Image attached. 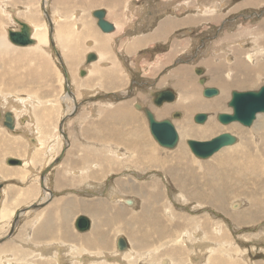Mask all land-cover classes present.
<instances>
[{
	"label": "rangeland",
	"instance_id": "1",
	"mask_svg": "<svg viewBox=\"0 0 264 264\" xmlns=\"http://www.w3.org/2000/svg\"><path fill=\"white\" fill-rule=\"evenodd\" d=\"M43 1L0 0V42L6 44V49L3 52L4 56L1 57L0 55V111L6 112L10 110L14 115L13 129L4 125L5 117L0 118V244L15 243L18 240L26 243V245L29 244L28 246H32L31 248L35 250L40 249L33 244L35 240L34 233L38 227H42L43 222H46L47 208L59 204L57 199L59 194L57 193L77 195L79 198H86L91 205H95L93 201L105 202L103 198L106 201L109 200L106 190L109 191L114 187L122 196L135 200V206H127L128 208L123 206V213L125 214L123 223L113 221V215L111 217V213L108 214L110 218H108L107 224L103 222L104 220L99 213L93 212V215L89 213L88 210H92L90 205L91 207L89 206L88 210L86 212L83 211V213L89 215L92 220L93 230L90 227L85 233H90V230L92 232L99 231L103 235L105 233L104 239L108 236L109 246L105 250L100 246V241L103 238L98 241L93 239L95 242L93 250H83L82 253H73V256H81L88 253L93 256V264H121L120 262L122 264H158L159 258L155 259V257L160 254H162V259H168L170 264H264V205L260 206L259 212H254L253 210L258 206L252 204L254 202H264V173L263 175L258 174V176L242 174L241 166L247 164V161L251 159V155L250 157L245 156L248 154V150L245 148L240 153L242 150L241 145L244 146L245 141L251 142V139H253L257 146L261 144V131H264V129L258 133L259 128L255 130L254 125L263 123L264 113L257 114L251 126H245L239 122L223 124L217 117L219 113H232V108L228 105L232 91L258 90L264 86L263 72L262 75L259 74V82L256 85L241 87L242 82H249H245L247 79L244 72L243 75L241 74L243 65H237L240 61H244L246 64L253 66L254 71H256L255 65L258 64L259 67V65L264 64V33L251 34L253 26L260 25L259 28L261 27L264 20V5H260V7L252 11L243 12L244 15L228 13L225 27L221 28L220 31L212 28L210 31L203 33H199L198 30H180L175 32L172 40L180 46V50L182 49L178 57L173 58L170 64L158 62V65H155V63L149 64L146 69L142 70L136 67L132 58L130 67L122 68L126 81L121 82L114 89L112 86L107 88L103 83V81L107 82L104 77L113 73L111 70H94L96 80L99 82L90 83L91 74H81L84 71L83 69L89 67L90 64L87 65L83 58L79 62L81 68L77 69L79 65L75 59L72 64L73 67L70 66L71 59L69 58L71 56L69 55L68 63L61 42L54 36L56 34L55 30H57L56 28L62 19L71 25L75 24L77 20L75 16L77 14L82 18H94L90 11L92 7L90 0H67V5L63 3L61 7L54 5L57 0H49L50 3L47 5V10L43 9ZM162 1L164 0H132L133 6L128 14L131 19H135L131 23V27L135 29L130 32L132 38L140 29L150 30L156 21L163 16L171 14L182 16L192 11V8L190 9L187 5L178 8V10L180 9L179 11L173 8L162 9L160 7ZM176 1L174 5L181 2V0ZM248 13H251L252 16H246ZM73 15H75V18H73ZM30 16L40 17L42 22L39 23L41 24L35 23ZM14 18L27 21L30 24L34 22L36 25L34 28L40 27V33L46 30L48 32L47 44L38 45L39 42H36L32 45L21 47L10 42L9 37L7 38V29L20 27ZM145 18L147 19L146 25L144 23ZM66 22L61 24L62 43L64 47H69V43L65 45L64 37L65 34L68 36L72 34L74 30H66ZM31 25L33 36L35 34L36 39H38V29L34 30L33 24ZM181 41L185 43H181ZM240 43L244 44V46L241 47ZM74 45H79L78 48L82 47L79 42ZM57 46L59 47L58 49L56 48ZM164 48L167 49L168 46H157L155 50L159 52L165 50ZM19 50H29L34 55L24 57L19 53L21 52ZM88 50L89 48L86 51ZM233 54L237 58L240 57V59H237ZM42 55L43 57H41ZM81 55L82 57L85 55L83 50ZM160 65L164 68L160 67ZM181 67H187L193 79L189 82L186 81L189 86L187 83L184 86L189 87L187 93L191 92L190 96L183 95L179 85L178 76L180 78V75L178 73L181 74L179 71ZM194 68H197V70L199 68L202 69V73L197 74L194 72ZM66 70L69 71L68 74ZM98 72H102V74ZM252 74L256 77V73ZM67 75H69L68 79ZM162 76L164 78L161 79ZM187 76V73H182V77ZM240 79L243 81L233 84V82H238ZM68 81L71 83L69 84ZM209 86L217 87L221 93L212 96V98L200 93L203 87L205 89ZM167 87L174 89L178 95L174 102L176 107L166 117L159 118L156 115V118L159 120L172 118V114L175 111H180L183 114L180 118H172L177 126V131L179 130V137H181L174 148H166L158 144L150 132L145 114L138 108L139 105L147 106L156 114V110L160 107L166 104L172 106L171 103L157 106L153 102V92L166 89ZM187 89L183 88V90ZM72 93L78 97V100H73ZM178 101H182V103ZM74 102L77 104L73 108ZM191 102L193 105L197 102L200 104L199 108L201 109L203 106V109L190 111L188 106H191ZM27 106L29 107L28 109ZM122 107L126 108L132 117L135 116L134 119H123L124 122H128L125 127L114 124V116L111 115L114 111L121 112L122 110L120 111L119 109ZM117 108L118 110H116ZM199 112L208 114L207 123L202 124L194 121L195 114ZM211 112L216 113L212 114ZM209 121L213 122L212 125L215 127L213 130L215 131L208 130L212 126ZM96 122L99 124L98 127H96ZM188 126L193 127V129H187L186 127ZM236 126L241 128V130L237 131ZM183 128L186 129L184 130ZM122 129H130L129 131L131 132L139 130L136 134L140 135L141 133V136H144L142 137V142L147 144L148 154L146 157L149 160H146V157L128 159L125 153H129V150L122 146L124 143L121 142L123 139L121 136H118L117 139L120 145L118 147L116 143L111 142L112 144H110L106 140V138L108 140L110 138L115 139V135H118V132ZM196 129H202L206 134L190 136V132ZM19 130L20 132H18ZM61 130H63V133ZM224 133H231L236 136V142L223 147L208 158L203 159L195 156L188 145L189 139L211 140ZM95 136L102 137V141H97L98 137ZM131 137L129 140L138 154L139 149L136 148L137 145L133 142L138 137L134 136L133 141H131ZM31 138H36L39 142H36L37 144L31 142ZM70 139L72 146L67 151ZM97 146L100 147L96 149ZM178 146L179 148H177ZM253 149L255 151L252 157L260 158L258 149L256 147ZM62 150L67 151L68 159L76 158L77 160H82L81 158L85 156L87 158L90 155L96 156V153L100 154L101 159L95 160L94 163L97 166H92L90 170L87 168L89 166L86 165L83 166V169L79 168L81 170L71 165L66 167L70 172L75 171V174L72 175L75 187L64 188L59 192L58 189H54L53 176L55 168L64 156L60 161L55 159L51 164L49 162L53 157L59 156ZM151 150L154 152L153 156H157L158 160L154 161L152 157L148 156L152 155ZM177 150L183 152L184 159L177 160L174 158L173 153ZM131 155L133 154L131 153ZM108 157L110 161L106 162ZM118 157H123L127 163L120 166L115 160ZM225 158L229 160L227 161ZM10 159L21 160L22 162L27 161L28 164L24 162L25 164L13 165L9 163ZM113 159L115 163H113ZM218 163L223 164L225 167H230L231 170L240 176V178L234 179L232 182L241 191L236 193H218L213 187L208 185L210 180L215 179L213 169L219 166ZM126 165L130 167L128 173L126 172ZM61 167H63L62 164ZM84 169L87 172H83ZM96 173H99L101 177L96 178ZM181 173L189 175L192 173L193 177H185ZM241 180H244V182H240ZM87 182H91L93 187L89 186L90 183ZM125 183L129 192H126L123 188ZM259 187L263 190L253 195L252 192ZM87 189H90V192ZM51 192L54 195L50 199ZM140 192L144 196L142 199L138 198ZM217 194L219 196H216ZM211 195L213 197H209ZM43 197H46L47 201L50 199V201H43ZM208 198H211L210 200L212 201ZM214 199L217 200L215 201ZM110 203L113 202L110 201ZM34 204L39 205L32 207ZM142 204L146 206V213L144 211L141 212L143 209L141 208ZM235 204L239 206H235ZM28 205L29 207H27ZM223 205H226V208H222ZM4 208L5 213L7 212L9 216L11 215L7 220L1 217V212ZM114 209L115 207L112 211ZM19 210H21L20 212L26 210V213L18 216ZM136 214L142 217H137ZM96 215H98L97 218ZM144 215L148 222L153 223V225L151 224L152 228L142 226L145 222ZM130 218L132 219L131 221H129ZM133 218H137V221H134ZM139 218H141L142 224L139 223ZM63 220L58 213L54 214L52 224L59 227ZM74 224V218H72V225ZM155 229H160L162 238L158 239L157 234L150 232V230L155 232ZM131 234L137 237L138 240L144 241V239H147L150 247L141 251V248H138L140 246L139 242L132 239ZM118 238H124L128 243L126 250H130L126 252V258L124 256L123 261L115 262L112 256H109V259L105 256L112 255L116 249ZM58 239L59 237H57V241ZM17 245L18 250L16 249L14 252V260L18 256V251L23 250L21 245ZM31 248L24 250L23 254L20 252L17 260H24L22 258H25L31 264H56L54 260L49 262L40 260L38 258L40 254L32 251ZM7 251L10 252L9 250ZM131 252L134 254H131ZM4 260H6L5 257ZM7 262L5 261L4 263ZM75 264L79 263L76 262ZM163 264L168 263L164 262Z\"/></svg>",
	"mask_w": 264,
	"mask_h": 264
},
{
	"label": "crops",
	"instance_id": "2",
	"mask_svg": "<svg viewBox=\"0 0 264 264\" xmlns=\"http://www.w3.org/2000/svg\"><path fill=\"white\" fill-rule=\"evenodd\" d=\"M138 1H142V0H138ZM175 1L176 0H164V2L162 1V3L160 4L161 5L160 7L162 9L173 8L175 10L176 9L178 10V8H181L183 6V4H185V5L189 6L190 9L191 8H193V9L195 8V9L194 10L192 9L193 12L191 11L190 13L182 15V16H176L173 14L163 16L156 21V23L153 25V27L150 30L146 31L144 29H140L137 34L133 35V38H132L130 32L134 28L131 27V23L134 22L135 19L134 18L131 19L130 15H128L129 12H131V8L133 6L132 0H90V4L92 6L91 10H90L91 14H92V11L95 9L106 10V13H107L106 19L109 22L113 23L115 25L116 29L111 33H104L97 26L95 18H82L78 14L76 16L73 15V18H75V17L77 18L75 24L70 25L68 22H66V20H63V19L60 20L61 24L66 22L65 25L67 26V29L74 30L73 33L70 34L69 36L67 34H65V37H64L65 45H67L70 42H71V45L72 44L73 45L78 44V42L82 44V47L78 48V46H77L76 50H70L68 48V46L62 47L63 51L65 53V56H67V53H68V55L71 56L70 57V59H71L70 63L68 60V56L66 57L68 60V63L70 64V66H72L74 59H75L79 65V62L81 61V59L84 58L85 63L87 65L90 64L89 67H86L87 70H85V73H84V74H89V73L91 74L90 81H89L90 83H98L99 82L98 80H96L94 70H98V69H101L103 71H104V69L111 70L113 73L112 74L110 73V75L105 76L104 78L106 79L107 82L103 81V83L107 88H109V86H112L115 89V87L120 85L121 82L126 81V77H124L125 74H124V72H122V68L125 69L126 66L130 67V63H132V58L134 59V63L136 65V67H138V69L142 70V69H146L149 64L155 63V65H158V62L170 64L173 61V58L178 57V55L181 53L182 49L180 50V46H178V44H175L174 41L172 40V37L174 36L173 34L175 32H178L180 30H190V31L198 30L199 33H203L205 31H210L212 28H215L217 31H220L221 28L225 27V22L227 20L226 16L228 13L229 14L231 13V14L244 15L243 12L252 11L253 9L260 7V5H264V0H199V1L198 0H181L180 4L177 3L176 5H174ZM58 2L59 3H56V4H60L62 2V0H59ZM64 2L67 5V3H68L67 0H64ZM212 2L213 3L217 2V3L216 4L214 3L215 4L214 5V4H212ZM197 5L199 6L198 9L196 7ZM218 6L221 9H219ZM214 7L216 8V10ZM212 8H214V9H212ZM210 10L212 11V13ZM203 11H205V13ZM247 15L249 17L252 16L251 13L246 14V16ZM146 18L144 19L145 25L147 23ZM263 21H262L260 28H259L260 25L253 26V28H251V33H254V34H256L257 32L258 33H260V32L264 33V26H262L264 24ZM88 33H90V34H88ZM73 35H75V36L72 37ZM103 40H104V43H105V40L107 42V43H105L106 44L105 47L103 45V42L102 43L100 42ZM181 43H185V42L181 41ZM161 45H167L168 48L167 49L164 48L166 51L162 49L164 52L163 51L157 52L155 50V48L157 46H161ZM240 45H241V47L244 46V44H241V43H240ZM88 48H89V50L86 51ZM82 50L85 53V55H83V57L81 55ZM251 50L254 51L253 48H251ZM92 52L94 54H97L96 55L97 60L93 61V63H87L86 62L87 55L89 53H92ZM182 53H183V51H182ZM160 67H163V66L160 65ZM79 68H81L80 65H79V67H77V69H79ZM179 69H180L179 71L181 72V74L178 73L180 75V78L178 76V80H179V85L181 87L182 93L185 96H190L192 93L191 92L187 93L189 90V87H184V86H186V83H187L186 81L189 82V81L193 80L192 77L190 76L189 69L187 67H181ZM193 70H194V72H196L197 68H194ZM89 71H91V72H89ZM98 73L102 74V72H98ZM182 73H187L188 76L182 77ZM215 75H217V74H215ZM162 78H164V76H162L161 79ZM159 81H160V79H159ZM182 81H183V83H182ZM184 83H185V85H184ZM158 84L162 85L161 83H158ZM187 85H188V83H187ZM169 87H171V86H169ZM209 87H214V86H209ZM183 88L184 89L188 88V89L183 90ZM215 88H217V87H215ZM166 89H172V88L167 87ZM203 89H204V87L201 89L200 93H203ZM161 90H165V89H161ZM172 90H174V89H172ZM174 92H175V90H174ZM193 93H195V91H193ZM176 95H177V93H176ZM111 115L114 116L113 123L118 125V126L122 125L123 127L128 125V122L127 121L124 122L123 119L127 120V118H131L129 115H126L124 112H114V113H111ZM134 118H135V116L132 119H134ZM98 126H99V124L97 123L96 127H98ZM63 127H64V125H63ZM129 130L130 129H126V130L122 129L121 131L118 132L119 133L118 135H115V139L110 138L108 140V138H106V140L110 144H112L111 142L116 143V145L118 147L120 145H119L117 139H118V136H121V138H123L121 142L124 143V145H122V146L125 149L127 148L129 150V153L126 152L125 154L128 156V159H132L133 157L137 156V151H135V147L132 145V143L130 142L129 139L131 136H133V137H131V141H133L134 136L137 137V134L134 131L131 132ZM95 137H98V139H96L97 141H102V137H100V136H95ZM95 137H93V138L95 139ZM31 140H32V138H31ZM69 144L67 147V151H69L70 150L69 148H71V146H72L71 139H70ZM99 147L100 146H97L96 149H98ZM67 151H65L64 157L61 160L62 162H60L54 170L53 186H54V189H58L59 192H61V190L64 188L75 187L73 184L74 178L72 177V175L75 174V171L70 172V171H68L69 169L66 167L71 165V166H75L76 168L83 169V166L86 165V166H89L87 168L90 170V168H92V166H97V164L94 163L95 160L101 159V156L98 153H96L97 154L96 156L95 155H90V156L88 155L89 156L88 158H87V156H85L84 158H81L82 160H79V159L77 160L76 158L75 159H68L67 155H66ZM131 153L133 155H131ZM72 154H73V152H72ZM101 155H103V153H101ZM56 158L57 157H55V158L53 157L49 163L51 164V162L54 161ZM118 159H121V160H118ZM118 159L115 158V160H117V162L120 166H122L123 164L125 165L127 163V162H125L123 157H118ZM108 161H110L109 157L107 158L106 162H108ZM113 163H115L114 159H113ZM61 164L63 165V167H61ZM126 168H127L126 172L128 173L130 167L128 165H126ZM81 169H78V170H81ZM93 170H95V169H93ZM83 172H87L86 169H84ZM95 176H96V178L101 177V176H99V173H96ZM76 179H77V177H76ZM87 183H90L89 186L93 187L91 182H87ZM126 185L127 184L125 183L123 185V188L126 192H129V190H127L128 186H126ZM113 189H114V191H113ZM109 191L106 190V195H108V197L110 198L109 200L112 201L113 203H110L109 200H107L108 201V203H107L106 199L103 198V200L106 203L103 201H97V202L93 201L95 205H91V203H89V201L86 198H82V197L79 198L77 195L73 196V194H69V193H57V194H59L57 196L59 204L52 205V206H49V208H47L46 211H48V212H46V214L47 213L48 214L46 215L47 216L46 222H43L42 227H38V229L35 230V233H34V239L35 240H34L33 244L37 245V247H39V245H41L39 247L40 249L35 250L32 248L31 250L32 251L35 250L36 253L38 252V254L42 253L44 256L42 254H40L38 258L40 260L46 261V262H49L50 260H54V261L56 260L55 262L57 264H59V263L60 264H68V263L72 264V262H70V261H73V264H75L76 261L79 264H81V263L82 264H87V263L92 264L93 256H91L90 254L85 253L84 255H81V256L76 255L77 256L76 257V256H72L73 253L77 254V253H82L83 250H93L95 248V242L93 241V239L98 241L99 239H102V238H103V240L100 241V243H101L100 246L106 250L109 246V241L107 238L108 236L104 239L105 233L103 235V233H101L99 231L98 232H92V230H93L92 225H91L92 230L89 231L90 233L77 232L78 230L76 231L75 224L72 225V218H74V223H75V220L79 216H86L87 218L90 219L89 215L84 214L83 211L86 212L88 210L87 208L91 205L92 210H88L89 213L92 215H93V212L99 213V215H101L103 220H104L103 222L108 224V218H110L108 216V214L111 213L110 216L112 217V215H113V218H112L113 221H115V222L118 221V223H123V221L125 219L124 218L125 214L123 213V206H126V208H128L132 205L135 206L136 201L132 199L133 200V203H132V201H130L131 198L128 199V198L122 196L120 193H116L117 190L114 187H112V189ZM88 192H90V189L88 190ZM53 195H54V193L51 192L50 199L52 198ZM117 197H119V198L117 199ZM142 197H144V196L140 192L138 194V198L142 199ZM44 199H46V197ZM50 199L48 201L47 200L46 201L49 202ZM112 205H115V206H112ZM114 207H115V209H114V211H112ZM141 208H143L141 212L144 211V213H145L146 208L143 206V204H142ZM57 213L60 215V217L62 219H64L59 227L55 226V225L53 226V224H52L53 215L54 214L56 215ZM104 215H106V216H104ZM97 217H98V215H96V218ZM137 217H142V216L137 215ZM143 218H144L146 223L144 222V225H142V226H145V227L148 226V227L152 228L153 223L148 222L146 220L145 215L143 216ZM131 220L132 219L130 218L129 221H131ZM134 221H137V218ZM138 221L140 224L143 223L141 221V218H139ZM91 222H92V220H91ZM160 229H157V230L155 229L156 230L155 232H153V230H150V232L152 234H155V235L157 234V237L159 239V238H162V233L159 231ZM92 235H94V236H92ZM130 236L132 239L137 240L139 242L140 246L138 248H141V251L146 250L148 247H150V243H148L147 239H144V241H143V240H138V238L134 237L133 234H131ZM57 237H59L58 241H57ZM118 240H119V238L117 239V244H118ZM53 241H57V242H53ZM15 243L16 244L19 243V245H21L22 249L24 247V249L22 251H18V256H19L20 252H21V254H23L24 250L26 251L28 248L32 247V246H28L29 244L26 245V243H23L22 241H16ZM42 245H44V246H42ZM113 245H114V242H113ZM48 246H50V247L52 246V248L50 249ZM54 246L55 247L58 246V247L55 248ZM42 247L44 248V251H42L43 250ZM62 248H64V250ZM45 249H47V250L50 249L47 251L48 255H47ZM125 250H126V248L124 250H121L116 245V249L114 250L115 254L112 253V255H111L112 259L117 261V262L123 261L124 260L123 256H125L126 252H128V250H130V249H128L126 251ZM62 252H63V254L61 255ZM119 254H120V256H119ZM131 254H133V253L131 252ZM54 255L58 258H56ZM67 255L69 258L68 257H67V259L62 258L63 256L66 257ZM113 255H115L116 258ZM146 255H147V253H146ZM18 256L16 259H18ZM86 256H88V257L86 258ZM109 256L110 255H107L105 257L109 259L110 258ZM12 257L14 258V253L12 254ZM51 257H54V258H51ZM74 257H76V258H74ZM82 257L84 258V260ZM88 258H89V260H88ZM90 258H91V260H90ZM125 258H126V256H125ZM158 258H159V263L163 264L164 261L162 259V254L155 257V259H158ZM73 259H76V261ZM62 260H65V261H62ZM14 261H13L14 264L15 263L16 264H21V263L22 264H24V263L29 264L30 263V262L24 261V260H22V261L14 260Z\"/></svg>",
	"mask_w": 264,
	"mask_h": 264
},
{
	"label": "bare ground",
	"instance_id": "3",
	"mask_svg": "<svg viewBox=\"0 0 264 264\" xmlns=\"http://www.w3.org/2000/svg\"><path fill=\"white\" fill-rule=\"evenodd\" d=\"M59 0H57L56 1V3H59L58 2ZM199 1V0H198ZM44 2V6H43V9H46L47 8V5H48V3H50L49 2V0H44L43 1ZM164 2V1H163ZM201 2V1H200ZM225 2V1H224ZM223 2V3H224ZM228 2V1H227ZM55 2H54V5L56 6V5H59L60 7L62 6V4L63 3H65L64 2V0H62V2L60 3V4H56ZM202 3V2H201ZM215 4L217 3V2H214ZM213 2H212V4H214ZM229 3V2H228ZM227 3V4H228ZM180 4V3H179ZM197 4V3H196ZM214 4V5H215ZM226 4V5H227ZM43 5V4H42ZM53 5V4H52ZM159 5V4H158ZM182 5V4H181ZM183 5H185V4H183ZM207 5V4H206ZM131 6V5H130ZM161 6V5H160ZM180 6V5H179ZM186 6V5H185ZM225 6V5H224ZM46 7V8H45ZM143 7V6H142ZM192 7V6H191ZM197 7V9H198V5L196 6ZM216 7V6H215ZM214 7V8H215ZM219 7V6H218ZM55 8V7H54ZM102 8V7H101ZM214 8H212V9H214ZM217 8V7H216ZM216 8H215V10H216ZM128 9V8H127ZM193 9V8H192ZM195 9V8H194ZM193 9V10H194ZM211 9V10H212ZM219 9H221L220 7H219ZM218 9V10H219ZM47 10V9H46ZM147 10V9H146ZM177 10V9H176ZM180 10V9H179ZM189 10V9H188ZM207 10V9H206ZM210 10V11H211ZM55 11V10H54ZM214 11V10H213ZM204 13H205V11H203ZM218 12V11H217ZM211 13H212V11H211ZM214 13V12H213ZM17 14V13H16ZM60 14V13H59ZM203 14V13H202ZM18 15V14H17ZM51 15V14H50ZM31 17V19L32 20H34L35 21V23H37V24H41V23H39V22H42L41 20H40V17L39 18H37V16H30ZM50 17V16H49ZM18 18V17H17ZM17 18H14V20L16 21V22H18L19 23V21H21L20 19H17ZM60 18H61V15H60ZM30 19V18H29ZM52 19V18H51ZM129 19V18H128ZM53 20V19H52ZM206 21V20H205ZM22 22H25L26 24H28V26H29V28H30V33H31V36H32V39H34L35 40V43L37 42H39L38 43V45H40V44H47V31L46 30H43V32L42 33H40V31H39V29H40V27L39 28H34V26L36 27V25H35V23L34 22H31V24H33V28H34V30H36V29H38V39H36V37H35V34H34V36H33V29H31V27H32V25L29 23V22H27V21H22ZM52 22V21H51ZM45 24V23H44ZM58 24V23H57ZM45 27V26H44ZM20 27H18V28H16V29H12V30H18ZM9 29H11V28H9ZM9 29H7L8 31H9ZM46 29V28H45ZM57 30H55L56 32V34H54V36L55 37H57L58 38V40L61 42V45H62V47H64V45H63V43H62V31H61V23L59 22V24H58V26H57V28H56ZM66 30H69V29H67V27H66ZM8 31H7V38H8ZM53 31V30H52ZM91 31V30H90ZM88 34H90V33H88ZM93 34V33H92ZM250 34V33H249ZM252 34V33H251ZM89 36V35H88ZM87 36V37H88ZM35 37V38H34ZM93 37V36H92ZM261 38V37H260ZM244 39V38H243ZM6 40V39H5ZM92 41V40H91ZM258 41V40H257ZM6 42V41H5ZM101 43L103 42V45H104V47L106 46V44L105 43H107L106 42V40H105V43H104V40L103 41H100ZM138 42V41H137ZM73 46H75V47H73ZM243 46V45H242ZM255 46V45H254ZM36 47H39V46H36ZM78 47H79V45H78ZM57 49L59 48L58 46L56 47ZM70 50H76L77 49V46L76 45H71V42L69 43V47H68ZM257 48V47H256ZM255 48V49H256ZM5 49H6V44L3 42H0V55H1V57H3L4 56V54H3V52L5 51ZM130 49V48H129ZM229 49V48H228ZM227 49V51H229ZM43 50V49H42ZM173 50V49H172ZM226 50V49H225ZM19 51H21V50H19ZM16 52V51H15ZM55 52H56V49H55ZM58 52V51H57ZM64 52V51H63ZM233 52V51H232ZM20 54H22V56H28V55H34L33 53H30L29 52V50H24V51H21V52H19ZM59 53V52H58ZM93 53V52H92ZM221 53V52H220ZM246 53H248V52H246ZM250 53H252V52H250ZM255 53V52H254ZM258 53V52H257ZM9 54H10V52H9ZM19 54V55H20ZM60 54V53H59ZM223 54H224V52H223ZM232 54V53H231ZM253 54V53H252ZM252 54H250V55H252ZM256 54V53H255ZM61 55V54H60ZM67 55H68V53H67ZM97 55V54H96ZM99 55V54H98ZM101 55V54H100ZM234 55V54H233ZM248 55V54H247ZM236 58H237V56L236 55H234ZM29 57V56H28ZM41 57H43V55L41 56ZM67 57V56H66ZM251 57V56H250ZM249 57V58H250ZM68 58H69V55H68ZM38 59V58H37ZM62 59V58H61ZM70 59V58H69ZM99 59V58H98ZM222 59V58H221ZM237 59H240V57H238ZM251 59V58H250ZM230 60V59H229ZM236 60V59H235ZM42 61H43V59H42ZM63 61V60H62ZM212 61V60H211ZM224 61V60H223ZM40 62V61H39ZM72 62V61H71ZM231 62V61H230ZM238 62V61H237ZM229 63V62H228ZM63 64V63H62ZM232 64V63H231ZM235 64V63H234ZM238 64H242L243 65V70H242V72H241V74L243 75V72H244V74H245V76H246V79H247V81H245V82H249V83H243L242 81V79H240L238 82H233V84L234 83H239V82H242L241 83V87H252V86H254V85H256V83L257 82H259V74H263V72H264V70H263V68H264V64L263 65H259V67H258V64L257 65H255L256 67V71H254V67L253 66H250L249 64H246V62H244V61H240L239 63H237V65ZM45 66V65H44ZM223 66V65H222ZM226 66V65H225ZM229 66V65H228ZM232 66V65H231ZM241 66V65H240ZM79 67V66H78ZM239 67V66H238ZM190 68V67H189ZM231 68V67H230ZM242 68V67H241ZM239 69V68H238ZM84 71H83V74L85 73V70H87V69H83ZM66 72H67V74L69 73V71L68 70H66ZM73 72V71H72ZM46 73H47V71H46ZM252 73H256V77H255V75L254 74H252ZM79 74V73H78ZM82 74V73H81ZM45 76V75H44ZM47 76V75H46ZM255 77V79H253ZM69 78V75H67V79ZM199 80V79H198ZM201 82H203V80H201ZM68 83L70 84L71 82L70 81H68ZM182 83H183V81H182ZM68 84V85H69ZM73 84V83H72ZM247 84H250V85H247ZM234 86V85H233ZM232 86V87H233ZM240 86H236V87H240ZM177 88V87H176ZM73 91V90H72ZM221 93V92H220ZM219 93V94H220ZM225 93V92H224ZM68 94H70L69 92H68ZM73 94V93H72ZM219 94H217V95H219ZM224 95V94H223ZM69 97H71L70 95H69ZM73 97H74V99L73 100H78V97H76V95H74L73 94ZM72 98V97H71ZM134 98H136V97H134ZM212 98V97H211ZM222 98H225V97H222ZM67 99H68V97H67ZM140 99V98H139ZM216 100V99H215ZM10 101H11V99H10ZM203 101V100H202ZM221 101V100H220ZM12 102V101H11ZM178 102H180V103H182V101H178ZM193 102V101H192ZM191 102V106H188V109L190 110V111H193V110H197V109H200L199 108V106H200V104H198L197 102V104L195 103L194 105H193V103ZM134 103V102H133ZM199 103H200V101H199ZM10 104H12V103H10ZM76 102H74L73 103V108H74V106H76ZM172 104V106L171 105H164V106H162V107H160L159 109H157L156 110V114H155V116L157 115V117H166L168 114H169V112H172L173 111V109H175V104H174V102L173 103H171ZM174 104V105H173ZM205 104V103H204ZM203 105V104H202ZM11 106V105H10ZM13 106V105H12ZM181 106V105H180ZM139 107H144V106H141V105H139ZM146 107V106H145ZM177 107H178V104H177ZM203 107V106H202ZM201 107V109L200 110H202L203 108ZM29 107L27 106V109H28ZM207 108H208V106H207ZM210 108H211V105H210ZM9 109H11L10 107H9ZM205 109V108H204ZM18 110V109H17ZM75 110V109H74ZM116 110H118V108L116 109ZM121 112H124L126 115H129L131 118H133L132 117V115L129 113V111L126 109V108H121V109H119ZM206 110V109H205ZM109 111V110H108ZM187 111V110H186ZM214 111V110H213ZM7 112H10L11 114H12V112L9 110V111H6V112H1L0 111V118L2 117H5V114L7 113ZM74 112V111H73ZM92 112V111H91ZM115 112V111H114ZM232 112V111H231ZM79 113V112H78ZM212 114H215L216 112H211ZM72 114H74V113H72ZM183 115V114H182ZM182 117V116H181ZM213 117V116H212ZM12 119L14 120V115L12 114ZM29 119V118H28ZM263 119H264V116H263ZM2 120V119H1ZM27 120V119H26ZM32 120H33V118H32ZM31 120V121H32ZM80 120V119H79ZM159 120V119H158ZM213 120V119H212ZM15 121H16V119H15ZM174 121V120H173ZM3 122V121H2ZM30 122V121H29ZM211 121H209V124L210 125H212L213 124V122H211ZM25 123V122H24ZM207 123V122H206ZM203 124V123H202ZM205 124V123H204ZM5 125V124H4ZM2 126V125H1ZM255 126V130H257L258 128H259V130H258V133H260V131L261 130H263L264 129V121H263V123L262 124H260V125H258L257 123H256V125H254ZM177 127V126H176ZM232 127V126H231ZM235 127V126H234ZM64 128V127H63ZM187 129H193V127H191V126H188V127H186ZM186 128H183L184 130L186 129ZM253 128V127H252ZM213 129H215V127H214V125H212V126H210L209 128H208V130H213ZM236 129H237V131H239V130H241V128H239V127H237L236 126ZM254 129V128H253ZM253 129H250V130H253ZM183 130V131H184ZM179 131V130H178ZM213 131H215V130H213ZM13 132V131H12ZM18 132H20V130L18 131ZM61 132L63 133V130H61ZM93 132V131H92ZM137 132H139V130L137 129L136 131H135V133H137ZM206 134V132L204 131V130H202V129H196V130H192L191 132H190V136H192V135H198L199 136V134ZM242 133H243V131H242ZM104 134V133H103ZM238 134V133H237ZM64 135V134H63ZM185 135H186V133H185ZM242 135V134H241ZM255 135V134H254ZM92 136V135H91ZM180 136V135H179ZM201 136V135H200ZM240 136V135H239ZM28 137V136H27ZM36 137V136H35ZM66 137V136H65ZM137 139H136V141H133V142H135L136 143V148H138L139 150H138V157L136 156V158H140V157H146L147 156V152H148V148H147V144H146V142H145V144H143V142H142V137H144V136H141V133H140V135H137ZM202 137V136H201ZM242 137V136H241ZM28 138H30V137H28ZM62 138H63V136H62ZM152 138V137H151ZM179 138H181V137H179ZM213 139V138H212ZM244 140H245V138H243ZM180 140V139H179ZM31 142H39L36 138H34V139H32V141ZM36 143V144H37ZM181 144V143H180ZM180 144H179V146H180ZM70 145V144H69ZM239 145H241L240 143H239ZM179 146L177 147V148H179ZM228 146V145H227ZM235 146V145H234ZM245 146V147H244ZM244 146H242L241 145V152L240 153H242V151H243V149L245 148L246 150H248V154H246L245 156H247V157H250V155H251V159L250 160H248L247 161V159H246V161H247V164H245V165H242L241 166V169H242V171H241V173L242 174H252V175H256V176H258V174L260 175H263V173H264V131H261V144L259 145V146H257L256 145V143H255V141L253 140V139H251V142H247V141H245V144H244ZM63 147V146H62ZM156 147V146H155ZM225 147V146H224ZM254 147H256L257 149H258V151H259V155H260V158H257V157H252V154H253V152L255 151L254 149L252 150V148H254ZM153 148V147H152ZM155 149V148H154ZM154 149H153V151H154ZM222 149V148H221ZM231 149V148H230ZM233 149H234V147H233ZM236 149H237V147H236ZM232 150V149H231ZM65 151L66 150H62V152L60 153V155H61V157H60V155L59 156H57V158H56V160H60L63 156H64V154H65ZM152 151V150H151ZM151 152L152 153V155L150 154V155H148V156H150V157H152L153 158V160L155 161V160H158V157L157 156H153V153L154 152ZM156 151H157V149H156ZM219 151V150H218ZM115 152V151H114ZM216 153V152H215ZM214 153V154H215ZM174 158L175 159H177V160H181V159H184L185 158V156H184V154H183V152L181 151V150H177V151H175L174 153ZM175 154H177V155H175ZM181 154V155H180ZM223 154V153H222ZM234 154H236L235 152H234ZM123 155V154H122ZM121 155V156H122ZM123 157H125V156H123ZM246 157V158H247ZM127 158V157H126ZM104 159V158H103ZM227 161L229 160L228 158H225ZM135 160H137V159H135ZM146 160H149V159H147V157H146ZM28 164V162L27 161H23L22 163L23 164ZM62 162V161H61ZM54 163V162H53ZM136 165V164H135ZM218 167L216 168V169H213L214 170V172H213V174H215V179H213V180H210L209 182H208V185L209 186H211V187H213L218 193L219 192H223V193H226V192H232V193H236L237 191H241V189L236 185V184H234L232 181L234 180V179H238V178H240V176H238L233 170H231L230 169V167H225L223 164H221V163H218ZM45 166V165H44ZM143 166V165H142ZM239 166H240V164H239ZM47 167V166H46ZM79 169V168H78ZM143 170V169H142ZM184 170H186V169H184ZM157 172V171H156ZM211 172V171H210ZM182 174V173H181ZM239 174V173H238ZM183 176H190V177H193V175H192V173H191V175H189V174H182ZM251 175V176H252ZM76 176V175H75ZM159 176V175H158ZM179 176H180V174H179ZM44 177V176H43ZM189 177V178H190ZM249 177V176H248ZM260 177V176H259ZM179 178V177H178ZM184 178V177H183ZM185 179V178H184ZM46 180V179H45ZM250 180H253V179H250ZM259 180V179H258ZM44 181V180H43ZM43 181H42V183H43ZM47 181V180H46ZM77 181V180H76ZM40 182V181H39ZM240 182H244V180L242 181H240ZM129 183H130V181H129ZM261 183V182H260ZM258 184V183H257ZM254 185V184H253ZM256 185V184H255ZM127 186V185H126ZM258 186V185H257ZM256 187V186H255ZM120 189V188H119ZM263 189H264V185H263ZM263 189H260V187L258 188V189H256V190H254L253 192H252V194L253 195H256V194H258V193H260V191L261 190H263ZM89 190V189H88ZM252 190V189H251ZM113 191H114V189H113ZM112 191V192H113ZM110 192V191H109ZM108 193V192H107ZM116 193H119L118 192V190H117V192ZM143 194H144V192H143ZM222 194V193H221ZM112 195V194H111ZM247 195V194H246ZM51 196V195H50ZM110 196V195H109ZM114 196V195H113ZM120 196V195H119ZM216 196H219L218 194L216 195ZM122 197V196H121ZM209 197H213L212 195L211 196H209ZM44 198V197H43ZM116 198V197H115ZM119 197H117V199H118ZM2 199V198H1ZM58 199V198H57ZM209 200L211 199V198H208ZM43 200V199H42ZM113 200V199H112ZM122 200V199H121ZM145 200H146V198L144 199V203H145ZM215 201L217 200V199H214ZM43 201H46V199H44ZM118 201V200H117ZM130 201H132V200H130ZM210 201H212V200H210ZM220 201V200H219ZM112 202V201H111ZM123 202V201H122ZM149 203V202H148ZM258 203V204H257ZM257 203H252V204H256L258 207L255 209V210H253L254 212H259V210H260V206H262V205H264V202H257ZM0 204H1V202H0ZM128 204V203H127ZM150 204V203H149ZM37 205H39V204H37ZM36 204H34V205H32V207L33 206H37ZM122 205V204H121ZM132 205V204H131ZM133 206V205H132ZM235 206H239L238 204H235ZM27 207H29V205L27 206ZM145 208H146V206H144ZM226 208V205H223L222 206V208ZM24 209V208H23ZM28 210V209H27ZM135 210V209H134ZM21 210H19V212H18V216H20V215H22V213H26V210L24 211V212H20ZM12 213V212H11ZM146 213V212H145ZM53 214V213H52ZM11 216V215H10ZM8 214H7V212L5 213V208H4V210L1 212V217H2V219H5V220H7V218H9L10 217ZM252 216V215H251ZM133 217H135V216H133ZM51 218V217H50ZM243 218V217H242ZM246 218V217H245ZM253 218V217H252ZM251 218V219H252ZM254 219V218H253ZM133 220H135L134 218H133ZM52 221V220H51ZM18 223V222H17ZM20 224V223H19ZM159 228H161V227H159ZM4 231V230H3ZM41 234V233H40ZM12 239V238H11ZM186 239V238H185ZM10 240V239H9ZM13 240V239H12ZM4 241V240H3ZM16 241H18V240H16ZM30 241V240H29ZM46 241V240H45ZM187 241V240H186ZM24 243V242H23ZM17 244H19V243H17ZM16 243H8V244H0V264H14V258L12 257V254L15 252V250L17 249V245ZM187 244V243H186ZM194 244V243H193ZM25 245V244H24ZM204 245V244H203ZM206 245V244H205ZM26 246V245H25ZM36 247H37V245H35ZM41 245H39V247H40ZM42 246H44V245H42ZM60 246V245H59ZM63 246V245H62ZM39 247H37V248H39ZM50 249L52 248V246L50 247V246H48ZM55 247V246H54ZM53 247V248H54ZM58 246H56L55 248H57ZM70 247V246H69ZM197 247V246H196ZM43 248V247H42ZM46 248V247H45ZM67 248V247H66ZM75 248V247H74ZM173 248V247H172ZM23 249H24V247H23ZM32 249V248H31ZM50 249H48V250H50ZM63 250H64V248H62ZM68 249V248H67ZM200 249V248H199ZM7 250H9L10 252H8ZM42 250V249H41ZM47 249H45V251H46V253H47V251H48ZM72 250V249H71ZM173 250V249H172ZM216 250V249H215ZM5 251V253H3ZM35 251V250H34ZM39 251V250H38ZM42 251H44V248H43V250ZM126 251V250H125ZM129 251V250H128ZM40 252V251H39ZM66 252V251H65ZM120 252V251H119ZM122 252V251H121ZM164 252V251H163ZM172 252H174V251H172ZM171 252V253H172ZM35 253V252H34ZM38 253V252H37ZM114 254H115V252H113ZM117 253V252H116ZM165 253V252H164ZM167 253V252H166ZM36 254V253H35ZM39 254H42V253H39ZM45 254V253H44ZM63 254V252L61 253V255ZM67 254V253H66ZM98 254V253H97ZM134 254V253H133ZM169 255H170V253H168ZM199 254V253H198ZM43 255V254H42ZM47 255H48V253H47ZM50 255V254H49ZM60 255V254H59ZM69 255V254H68ZM68 255L66 256V257H62L63 259L64 258H66L67 259V257H68ZM117 255V254H116ZM166 255V254H165ZM44 256V255H43ZM55 256V255H54ZM73 256V255H72ZM71 256V257H72ZM78 256V255H77ZM76 256V257H77ZM111 256V255H110ZM114 257H115V255H113ZM119 256H120V254H119ZM167 256V255H166ZM172 256V255H171ZM170 256V257H171ZM4 257L6 258V260H4ZM30 257V256H29ZM56 257V256H55ZM76 257H74V258H76ZM88 256H86V258H87ZM124 257V256H123ZM169 257V256H168ZM44 258V257H43ZM48 258V257H47ZM51 258H54V257H51ZM56 258H58V257H56ZM61 258V257H60ZM61 258V259H62ZM69 258V257H68ZM80 258V257H79ZM83 258V257H82ZM99 258V257H98ZM116 258V257H115ZM19 259V258H18ZM22 259H24L25 261H28V260H26L25 258H22ZM78 259V258H77ZM108 259V258H107ZM11 260V262H9ZM72 260V259H71ZM73 260H75L76 261V259H73ZM83 260H84V258H83ZM88 260H89V258H88ZM87 260V261H88ZM90 260H91V258H90ZM174 260V259H173ZM5 261H8L7 263H4ZM14 261V262H13ZM16 261H18L17 259H16ZM20 261H22V260H20ZM56 261V260H55ZM62 261H65V260H62ZM68 261V260H67ZM93 261V260H92ZM119 261V260H118ZM163 261L164 262H166V263H168V264H170V261L168 260V259H163ZM24 262V261H23ZM28 262H30V261H28ZM69 262V261H68ZM70 262H73V261H70ZM77 262V261H76ZM83 262V261H82ZM116 262V261H115ZM153 262V261H152ZM87 263V262H86ZM127 263V262H126ZM147 263V262H146ZM16 264V263H15ZM22 264V263H21ZM25 264V263H24ZM29 264H31V262L29 263ZM57 264V263H56ZM60 264V263H59ZM73 264V263H72ZM82 264V263H81ZM88 264V263H87ZM90 264V263H89ZM93 264V263H92ZM121 264H122V262H121ZM160 264V263H159Z\"/></svg>",
	"mask_w": 264,
	"mask_h": 264
},
{
	"label": "water",
	"instance_id": "4",
	"mask_svg": "<svg viewBox=\"0 0 264 264\" xmlns=\"http://www.w3.org/2000/svg\"><path fill=\"white\" fill-rule=\"evenodd\" d=\"M106 10L95 9L92 11V16L96 19L97 26L104 33H111L116 28L115 25L106 19ZM20 28L18 30L9 29L8 37L10 42L16 46H29L35 43L32 39L30 28L25 22L19 21ZM97 56L94 53H89L86 58L87 63L96 61ZM197 74L202 73V69L196 70ZM220 93V90L215 87H206L203 90V95L207 97L216 96ZM153 102L157 106H162L165 103H173L177 99V95L172 89L157 90L153 92ZM228 105L232 108V113H219L217 115L218 120L223 124H228L231 122H239L245 126H251L256 119V115L259 113H264V86L258 90L250 91H232L231 99ZM140 110L145 114L150 132L154 139L158 142L160 146L166 148H174L177 146L179 141V133L177 131L176 125L173 119L180 118L182 113L180 111H175L172 114V118H165L158 120L153 113V111L146 107H139ZM208 119V114L206 112H199L195 114L194 121L197 123H205ZM14 120L12 119V114L7 112L5 114V125L13 129ZM237 138L231 133L221 134L211 140H195L189 139L188 145L194 153L195 156L200 158H208L212 156L215 152L227 145H232L236 142ZM10 164L17 165L22 164L21 160L10 159ZM75 227L80 232H85L91 227V221L86 216H79L75 221ZM118 248L124 250L127 248L128 243L124 238H119Z\"/></svg>",
	"mask_w": 264,
	"mask_h": 264
},
{
	"label": "flooded vegetation",
	"instance_id": "5",
	"mask_svg": "<svg viewBox=\"0 0 264 264\" xmlns=\"http://www.w3.org/2000/svg\"><path fill=\"white\" fill-rule=\"evenodd\" d=\"M46 8V7H45Z\"/></svg>",
	"mask_w": 264,
	"mask_h": 264
}]
</instances>
